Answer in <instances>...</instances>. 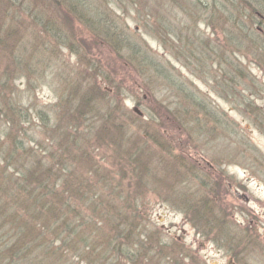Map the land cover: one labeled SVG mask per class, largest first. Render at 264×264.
<instances>
[{
    "label": "rangeland",
    "instance_id": "obj_1",
    "mask_svg": "<svg viewBox=\"0 0 264 264\" xmlns=\"http://www.w3.org/2000/svg\"><path fill=\"white\" fill-rule=\"evenodd\" d=\"M22 3L32 14L40 8L27 5L25 1ZM13 10L12 5H0V12L6 14L5 20L9 23L16 20ZM107 10L129 30L136 24L131 12H117L111 6H107ZM52 12L55 13L46 14L44 18L55 22L64 20L67 22H62L64 26L76 27L73 32L76 37L69 40L71 48L52 45L55 39L43 31L51 41L38 27L34 30V25L22 26L23 32L29 35L27 38L45 45V50L38 48L33 55L41 60L36 61V68H33L38 73L21 76L23 72L16 69V65L7 64L11 72L3 78L7 84L0 96V131L10 133L17 146L23 145L34 162L38 160L33 171L49 168V158H44L47 148L51 156L70 169L66 175L70 182L68 189L76 196L84 198L96 194L106 198L100 192L106 196L111 194L106 184L107 178H112L111 184L118 186L116 195L133 199L134 203L126 207L142 213L139 219H147V225L151 226L146 231V244L148 249L159 253L154 258L144 253L140 264H264V55L254 62L237 56L241 61L237 68L243 70L247 76L245 80L250 83L245 91L237 86L232 93H223L219 75L223 72L228 80L225 65L221 66L222 71L217 67V72H211L217 82L211 77L205 79L202 71L186 68L156 39L138 33L147 46V55L156 61L161 57L160 66L171 69L182 84L192 82L199 93L198 99L210 108V113L190 111L191 114L183 118L185 130H189L193 138L182 132L175 136V125L170 121H167L170 126L166 123L164 127L166 133L158 138L147 133L149 129H145L143 123L149 121L143 115L148 104L174 105L172 95L175 93L166 86L164 79L157 80L155 88L148 87L147 83L152 81L139 77L137 65L131 66L127 60L116 58L61 6ZM210 31L205 34L209 33L213 42L215 38L222 39L217 27L214 30L217 35L211 36ZM21 40L23 42V38ZM19 45L16 53L11 48L18 62L27 56L18 49ZM50 47L54 48L53 52ZM98 47H103L102 54ZM2 52L0 48V66L6 63L2 60ZM99 59L110 61L108 76H116L114 82L99 86L106 91L105 99L98 96L101 111H108L107 104H110L111 111L119 109L123 115L101 119L95 113H76L70 106L66 107L68 124L60 108L64 105L62 99L69 97L64 82H68L72 70L73 74L87 72V65ZM195 113L197 118H193ZM136 116H140L141 121H129ZM191 120L195 121L191 123ZM45 133L51 136L47 138ZM0 142L10 147L8 141L1 138ZM114 142L125 144L128 154L142 161V168L127 159L126 153ZM76 154L79 160L72 157ZM23 162H18V169L23 165L30 167L31 164ZM178 162L183 166H176ZM175 170L176 174H168ZM77 183L80 189L78 186V190L72 189ZM90 187L91 191L87 192ZM84 210L88 211L85 205ZM212 216L219 225L214 224ZM99 220L96 218L93 225H114L113 220L101 224ZM140 236L138 230L136 239ZM96 242L95 239L94 244Z\"/></svg>",
    "mask_w": 264,
    "mask_h": 264
},
{
    "label": "trees",
    "instance_id": "obj_2",
    "mask_svg": "<svg viewBox=\"0 0 264 264\" xmlns=\"http://www.w3.org/2000/svg\"><path fill=\"white\" fill-rule=\"evenodd\" d=\"M22 1L40 8L37 13L32 14L31 11L25 10ZM33 1L34 3L31 0H0V5L14 6L13 13L16 15L15 22L9 23L5 20L6 14L0 12V48L3 51L2 60L6 61L0 66V96L4 93L7 84L3 78L11 72L7 64L10 63L13 67L16 65L18 67L16 69L23 72L21 76H24V73L34 75V72H37L33 69L36 68L34 64L41 60H36L33 55L38 48L45 50V45L35 39L27 38L29 35L23 32L22 26L34 25V30L38 27L40 32H47L55 39L51 40L45 33L53 41L52 45L71 48L69 40L76 37L73 33L76 27L64 26L67 23L64 20L55 22L44 18L46 14H54L53 9L61 6L75 21L82 23L99 41L98 43L112 51L116 58L127 60L128 65H137L139 77L154 82V84L147 83L148 87L155 88L157 80L164 79L166 86L173 90L175 93L172 95L175 97L173 106H170L171 103L163 102H158L157 107L154 103L146 106L147 112L143 117L149 123L143 125L145 129H149L147 133H153L149 136L158 138L163 136L166 133L164 128L166 123L169 126L174 123L175 136L177 132L191 136L190 131L185 130L186 122L183 118L191 114L190 111L210 113V108L207 103L198 99L199 93L192 82L185 83V86L180 82V77L173 76L171 69L160 66L161 57L156 61L147 55V46L138 33L142 32L156 39L164 48H168L177 61L183 62L186 68L190 67L195 72L202 71L205 79L211 77V72H217V67L222 71L221 66L225 65L229 73L228 80L223 72L219 75L223 81L221 89L223 93L224 91L232 93L237 86L245 91L247 84L250 83V80H245L247 76L244 75L243 70L237 68L241 63L237 56L254 62L259 60L260 55H264V28L257 30L251 27L250 30L243 25L247 19L264 23L262 0ZM233 2L236 3L233 5ZM107 6H111L117 12H131V19L136 21L134 27L129 30L124 22L118 21V18L107 10ZM127 6L130 7L129 10ZM22 17L25 19L23 20ZM216 27L222 39L215 38L213 42L209 33L205 34V31L210 29L211 36H215ZM18 44H20L18 49L27 55L26 61L18 62L17 58L12 56L11 48L16 53ZM50 48L53 52L54 48ZM97 49L99 54H102L103 47ZM75 55L80 56V53L75 52ZM12 61L14 63H11ZM87 68V72L80 71L74 74L72 70L70 79L64 82L65 89H63L69 97L65 96L62 99L64 105L60 108L67 117V123L69 124L66 107L70 106L76 113H95L101 119L103 116L111 119L115 115H123V111L119 109L111 111L110 104H107L106 112L101 111L99 106L98 96L105 99L103 96L106 93L99 89V86L114 82L116 77L108 76L110 61L99 59L97 63L88 64ZM211 79L217 82V78L211 77ZM150 95L155 96L154 93ZM70 99L72 102L69 101ZM204 114L202 115L207 117ZM193 118H197V113ZM133 120L141 121L140 116L129 121ZM192 133L195 135L194 129ZM44 136L48 138L51 134L45 133ZM1 138L8 141L10 147L0 142V264H140L144 253L153 258L159 253L151 248L148 249L146 244V231L151 227L147 225V219H139L142 213L126 207L134 203L133 199L117 196L118 186L111 184L112 178L108 177L106 184V189H110L111 194L106 196L99 191L109 200L96 194L84 198L82 195L76 196L68 189L70 182L66 175L70 169L51 156L49 149H44L45 160L49 158L47 160L49 168H44L42 171L39 169L37 171L36 168L33 171V167L39 164L38 160L34 162L25 147L17 146L11 134H7L3 129L0 131ZM114 143L126 153L127 159H131L134 165L142 168V161L128 154L125 144ZM130 146H133V143ZM72 157L79 160L77 154ZM24 158H26L25 162H23ZM20 160L24 164H31L30 167L22 164L21 170L18 169L17 164ZM176 166L183 164L178 162ZM185 167L191 172L189 167ZM170 173L176 174L177 170L168 174ZM77 186L80 189L79 183L72 185V189L78 190ZM90 191L91 187L87 192ZM84 205L88 211L84 210ZM96 218L100 219V224L107 223L109 219L113 220L114 225H93ZM212 219L215 225H219L213 216ZM104 229L106 233H103ZM138 230H140V239H136ZM95 239L97 242L94 244ZM129 245L132 247L130 248Z\"/></svg>",
    "mask_w": 264,
    "mask_h": 264
},
{
    "label": "bare ground",
    "instance_id": "obj_3",
    "mask_svg": "<svg viewBox=\"0 0 264 264\" xmlns=\"http://www.w3.org/2000/svg\"><path fill=\"white\" fill-rule=\"evenodd\" d=\"M238 0H236L237 2ZM236 2H233V5L236 3ZM262 2L264 3V0H262ZM232 8V6H231ZM244 27L248 28L251 30V27L254 28V29H257V30H260L261 28H264V23L263 22H259V21H252L250 19H247L244 21L243 23Z\"/></svg>",
    "mask_w": 264,
    "mask_h": 264
}]
</instances>
